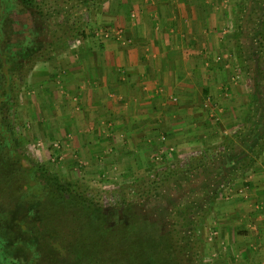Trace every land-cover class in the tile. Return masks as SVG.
Instances as JSON below:
<instances>
[{
    "label": "crops",
    "instance_id": "obj_1",
    "mask_svg": "<svg viewBox=\"0 0 264 264\" xmlns=\"http://www.w3.org/2000/svg\"><path fill=\"white\" fill-rule=\"evenodd\" d=\"M91 1L93 30L72 60L38 71L47 96L54 93L52 84L61 89L58 100L76 102L73 114L49 118L62 121L61 133L76 121L70 128L80 140L76 150H89L87 139L99 136L97 130L115 138L113 144L121 135L131 145L137 138H151L156 147L163 141L187 160L203 145L231 143L241 135L255 138L257 130L263 133L256 142H264V101L257 95L259 81L253 80L262 77L264 34L256 33L263 36V50L254 52L252 80L242 68L240 80L224 75L229 67H241L229 59L237 51L241 55L240 35L225 31L234 7L238 13L237 0ZM100 28L109 32L101 40L95 31ZM257 158L245 176L233 173L235 188L213 210L218 239L239 258L232 264H264V147Z\"/></svg>",
    "mask_w": 264,
    "mask_h": 264
},
{
    "label": "rangeland",
    "instance_id": "obj_2",
    "mask_svg": "<svg viewBox=\"0 0 264 264\" xmlns=\"http://www.w3.org/2000/svg\"><path fill=\"white\" fill-rule=\"evenodd\" d=\"M237 1L238 13L237 7L226 9L228 14L233 9V14L227 17L230 20L227 21L225 31L240 35L241 55L237 51V56L231 54L229 59L230 62L235 59L234 65L240 64L241 67H233V70L229 67L224 75L227 80H240L242 72H245V79L250 81L255 66L253 56L257 51V34H264V0ZM42 7L39 13L12 7L8 14L7 38L16 47L21 45V48L32 49L42 45L50 51L52 40H62L51 53L36 59L33 67L30 68L29 64H22L15 69L11 67L14 70L10 85L12 98L9 105L1 108H4L2 112L8 116L12 133L20 141L26 156L33 162L45 165L61 179L78 184L85 191V197L90 198L108 218V226H119L118 223L125 227L130 225L137 234L129 238L143 234L141 240H152L151 236L155 232L159 237L177 230L178 236L188 245L190 231L193 230L197 243L186 247L188 250L183 253V263L224 264L227 261V264H232L233 261H238L239 258L235 256L233 259L231 252L223 247L222 241L217 237L214 209H218V205L224 201L221 198L235 188L233 173L237 175L241 172L240 175L245 176L248 167L253 166V162L258 159L264 142L256 140H259L258 137L263 132L257 130L255 138H243L241 135V139L231 143L223 142L219 146L203 145L199 151L193 152L190 157L195 158L193 160H187L183 151L177 152L163 141L156 147L151 138H137L131 145L127 144L130 140L121 135L118 136L119 142L113 144L112 139L115 138L111 135L102 137L98 130L96 133L99 136L90 138L92 141L87 139L92 144L87 146L89 150L84 147L83 152H79L76 144L80 140L76 137V131L70 129L72 125L76 127V121H70L64 133H61L63 127L60 128L57 124L62 121L49 120L50 117L56 119L60 114H73L74 110L76 112V102L71 103L60 97L58 100L56 92L61 89L52 84L53 88L50 89H53L54 95L47 96L45 93L48 92H45L43 84L46 81L38 71L47 69L48 63L65 58L72 60L76 48L82 46L86 38L79 37V31L84 29L88 35L92 29V11L88 5H82L81 0H45ZM234 15L235 24L232 18ZM79 18L80 26L76 31L73 23ZM95 31L99 40L109 34L103 28ZM12 53H15L14 49ZM220 62L218 58H214V63ZM258 68L256 66L255 70ZM49 70L52 71V68ZM253 80L259 81L257 95L264 101V82H261L264 77ZM247 88L250 92L251 88ZM57 100L61 102L58 103ZM98 127L102 128L100 122L97 129ZM220 140L225 141V138L220 137ZM232 143L236 144L235 150ZM165 174L173 177H166ZM138 187L146 192L143 198L138 197ZM185 219L191 226H185ZM164 246L169 247L166 242ZM158 248L161 249L162 246ZM43 261V264L53 262L48 255Z\"/></svg>",
    "mask_w": 264,
    "mask_h": 264
},
{
    "label": "trees",
    "instance_id": "obj_3",
    "mask_svg": "<svg viewBox=\"0 0 264 264\" xmlns=\"http://www.w3.org/2000/svg\"><path fill=\"white\" fill-rule=\"evenodd\" d=\"M44 3L45 0H0V264H43L46 255L53 260L51 264H185L186 247L197 243L193 230L188 245L177 230L159 237L155 232L152 240H141L143 234L129 238L137 234L130 225L108 226V218L85 197L78 184L33 162L13 135L1 108L9 105L12 98L11 67H33L36 59L51 53L62 40H52L50 51L42 45L32 49L16 47L7 38L8 14L12 7L39 13ZM88 3L81 0L82 5L89 6ZM73 25L77 31L80 18ZM86 33L78 36L85 37ZM262 38L257 44L261 52ZM260 74L264 77V66ZM138 191L139 198L146 196L141 188ZM184 224L191 226L186 219Z\"/></svg>",
    "mask_w": 264,
    "mask_h": 264
},
{
    "label": "built area",
    "instance_id": "obj_4",
    "mask_svg": "<svg viewBox=\"0 0 264 264\" xmlns=\"http://www.w3.org/2000/svg\"><path fill=\"white\" fill-rule=\"evenodd\" d=\"M84 31H85L84 29H83V30H80L79 33L84 32ZM79 37H80V36H79Z\"/></svg>",
    "mask_w": 264,
    "mask_h": 264
}]
</instances>
